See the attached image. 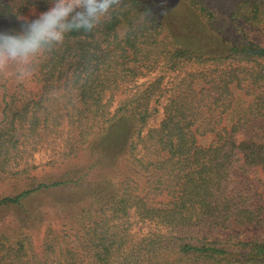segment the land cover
<instances>
[{
	"label": "trees",
	"instance_id": "1",
	"mask_svg": "<svg viewBox=\"0 0 264 264\" xmlns=\"http://www.w3.org/2000/svg\"><path fill=\"white\" fill-rule=\"evenodd\" d=\"M213 1L177 0L181 22L164 0H116L29 75L0 73V183L12 190L0 264H264V241L228 236L264 230V191L247 176L264 173V48L233 41L212 11L264 34V0ZM48 6L9 0L25 19Z\"/></svg>",
	"mask_w": 264,
	"mask_h": 264
},
{
	"label": "clouds",
	"instance_id": "2",
	"mask_svg": "<svg viewBox=\"0 0 264 264\" xmlns=\"http://www.w3.org/2000/svg\"><path fill=\"white\" fill-rule=\"evenodd\" d=\"M3 18H15L16 27L0 28V64L17 66L18 76L30 74L37 59L62 45L70 33H90L116 14V0H50L33 18L13 14L0 0Z\"/></svg>",
	"mask_w": 264,
	"mask_h": 264
},
{
	"label": "rangeland",
	"instance_id": "3",
	"mask_svg": "<svg viewBox=\"0 0 264 264\" xmlns=\"http://www.w3.org/2000/svg\"><path fill=\"white\" fill-rule=\"evenodd\" d=\"M166 1V5H170L169 11H170V15L173 20L176 19V15H177V19L180 20L181 22L183 20H181L184 16H186V13H184L185 8L183 6H181L177 0H164ZM220 1L223 0H214V3H219ZM212 11L214 12V16L216 17V22H215V27L217 29H224V33L226 35H229V37L236 42H251L254 44H257L259 46H261L262 48H264V34L261 32V30H259L258 28H254L251 27L250 25H248L247 23H245L243 20H236V21H232L231 19H227L226 17H224V15L222 14V12L220 10H218V8H214L212 9ZM162 12L165 13V17L168 16L167 11H163ZM31 15L33 16L34 13H31ZM182 15V17H181ZM187 17V16H186ZM4 25V23H0V28H2V26ZM170 28L172 29V31H176V25L172 24L170 26ZM190 30H194V32H196L199 36H201L200 32L201 30L199 29V26H192L190 28ZM212 30V29H211ZM213 31V34H215V31ZM15 66L11 63L9 64H0V73H6L9 72L11 67ZM190 70L189 67L182 69L180 71H177L175 73H171V72H167L164 69L159 71L157 74L151 76V78H153L154 76H164L165 77V83H171L176 77H181L184 72ZM164 100L165 98H162L161 100H159L157 103L152 104V108H153V116L150 120V124H149V128L150 127H154L156 126L161 118V113H162V106L164 105ZM116 101H119V99H116L114 101V103H116ZM242 137L238 136V141H242ZM52 157V153H50L49 151H42L39 152L37 154L34 155L33 160H32V164L33 166L38 167V171L39 173H44L48 171V167H46V165L48 164L49 160ZM249 177V179H251L254 183V185L259 188L260 192L264 191V173L261 171V169L259 168H254L250 170V173L247 175ZM12 190L10 187H8L7 185L1 184L0 183V197L2 196H7L9 195V193H11ZM139 229H141L140 227H137ZM229 237L233 238L234 240H256V241H264V230H258V229H246V230H242L240 232H232L231 234H228Z\"/></svg>",
	"mask_w": 264,
	"mask_h": 264
}]
</instances>
